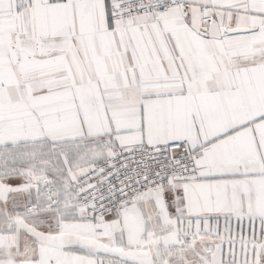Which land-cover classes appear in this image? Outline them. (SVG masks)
I'll return each mask as SVG.
<instances>
[{"label": "snow or ice", "instance_id": "6c2138e0", "mask_svg": "<svg viewBox=\"0 0 264 264\" xmlns=\"http://www.w3.org/2000/svg\"><path fill=\"white\" fill-rule=\"evenodd\" d=\"M0 264H264V0H0Z\"/></svg>", "mask_w": 264, "mask_h": 264}]
</instances>
